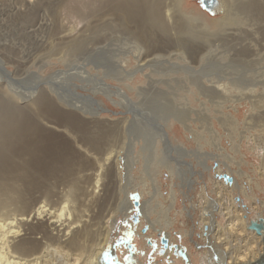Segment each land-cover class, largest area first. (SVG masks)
<instances>
[{
    "label": "bare ground",
    "instance_id": "bare-ground-1",
    "mask_svg": "<svg viewBox=\"0 0 264 264\" xmlns=\"http://www.w3.org/2000/svg\"><path fill=\"white\" fill-rule=\"evenodd\" d=\"M187 4L188 0H36L32 8L15 14L24 27L41 9L51 12L54 22L44 48L50 55L60 54V59L114 38L131 42L133 49L122 53L125 60H116L115 54L111 62L98 53L95 62L87 60L75 72H54L45 89L38 88L35 74L23 77L24 62L0 58V264H103L109 224L115 213L125 216L133 208L129 197L137 189L140 219L163 233L169 247L175 239L164 231L173 224L169 214L177 194L171 188L162 193L157 170L176 174L178 185L187 188L195 184L196 175L209 171V159L220 162L232 180L215 182V198L201 197L198 237L207 250L195 248L190 232L181 242L188 250L178 244L174 251L181 249L185 264H253L264 259V231L257 234L248 227L251 221L264 227V198L257 197L264 194V0H204L205 9L218 14L212 25L201 14L189 12ZM59 9L80 19L79 34L69 35L73 28L60 23ZM2 55L10 60L13 51L6 48ZM131 58L136 61L133 67L128 64ZM152 61L158 66L150 69ZM10 62L16 65L14 71L7 68ZM91 63L101 75L91 72ZM138 73L147 80L138 88V95H144L140 102L105 80L124 81ZM168 89L184 101L174 102L165 93ZM192 89L217 107L214 119L226 132L230 151L205 101L204 109L190 105L186 92ZM97 94L118 100L133 113L136 125L127 133L119 124L125 118L100 120L104 109ZM19 98L28 103L19 104ZM146 101L157 103L154 111L147 105L151 114L141 108ZM241 107L246 112L242 119ZM171 117L192 134V123L199 122L215 150H188L174 143L165 125ZM250 155L256 164L249 165ZM191 157L199 171L187 161ZM135 169L140 170L137 177ZM235 193L249 211L235 203ZM159 198L168 201L165 208ZM247 212L256 218L249 220ZM154 214L157 218L152 219Z\"/></svg>",
    "mask_w": 264,
    "mask_h": 264
},
{
    "label": "rangeland",
    "instance_id": "rangeland-1",
    "mask_svg": "<svg viewBox=\"0 0 264 264\" xmlns=\"http://www.w3.org/2000/svg\"><path fill=\"white\" fill-rule=\"evenodd\" d=\"M25 1H27V4L25 3ZM25 1L24 0H2V1L0 0V50L4 52V50H6L7 48L13 51V55L10 58V60L9 58L2 55L3 54L2 51H0L1 52L0 58H2L3 61L7 60V61H12L14 63H18V59L19 61L24 62L25 66L24 65L22 66L23 68L25 67V71L23 70L24 73L22 74L23 77H27L30 74H35L38 78L37 79V82L39 83L38 88L45 89L46 87H48L49 80L51 79V75L54 72H60V71L75 72L79 66L85 63V61L87 62V60H90V62H92L93 60V62H95L96 60L93 57L95 54H98V53L104 54V56L108 58L109 61L111 60V62H113L115 54L118 55L117 59L115 56V59L121 60L124 57L122 54L124 51H126L129 48L131 50L133 49V45L131 44V42L127 40H120L118 38L116 39L114 38L110 40L107 39L104 42H101L96 46H90L89 47L90 50L88 49L87 51H85L84 54H71V55L68 54L64 56L62 59L58 58L60 54L50 55L47 52V49L44 48L45 46L44 44H46V41L49 40L48 31L53 24L52 22H54V17L51 14V12H49L48 10L41 9L38 12L39 15L37 14V17L32 23L24 27L19 26L18 23L15 21V17L17 13L19 11L23 12L27 8H32L34 3L36 2V0H29V2L28 0H25ZM203 3H204V0H188V4L186 8L191 13L201 14L206 19L207 24L212 25L213 19L218 14H216L215 12L207 11ZM63 11H65L66 14H64ZM58 15L61 17L60 18L58 16L59 17L58 19L64 27L73 28V30L69 33V35L79 34L78 32L81 31L82 22L80 21L78 17L72 14L70 15L69 12H67V10L65 9L64 10L59 9ZM61 19L63 20L62 22H61ZM77 22L78 23L80 22L79 23L80 25ZM15 26L16 28H14ZM22 33L23 34L25 33V34L23 35ZM44 36H45V40H44ZM42 40L44 41L42 42ZM39 44L41 45L39 46ZM16 54L19 56H17ZM15 55L17 56V59L15 58L16 57ZM73 55H75L76 57ZM43 56L44 58H42ZM89 57H91V59ZM10 63L7 64V68L8 70L14 71L15 70L14 66L16 65H14L13 63L11 64ZM92 63L88 64L87 67L91 69L92 73L101 75L100 73L101 70L97 71V70L92 69L91 67ZM128 64L129 66L133 67L136 64V61L131 58ZM153 64L154 62L152 61L150 65V69L158 66V64L157 65L156 64L153 65ZM27 66L30 68H28ZM38 66H39V70L41 69L40 71L38 70ZM147 71L148 70H146L145 73H147ZM153 77L158 78L156 74L155 75L153 74ZM105 80L111 85H114V86L117 85L118 87H121L123 90H125L129 94V96L132 98L133 101L140 102L143 99L142 96L144 95H138L137 93L138 88L141 85L142 86L147 85L146 84L147 80L144 77L143 73H138L136 76L132 77L131 79H126L124 81H119L112 77H107ZM162 87L163 89L166 88L163 85ZM192 90L191 92H186L188 93L187 95H188V98L190 99V105L197 109H204V107L201 105V101L203 100L205 101L207 110L209 114L213 116V122L215 123L222 137V144L224 148L229 150L230 145H229L227 136H225L226 132L219 127V125L217 124V121L214 119V117L217 115L216 110H215L217 107L213 106L212 103L208 100V98H206V96L204 97V94H202L203 95L202 96L199 94L197 90L196 91L195 90L192 91ZM78 91L84 94L87 93L84 90L83 91L78 90ZM165 93H167L169 96L171 95L170 98L173 99L174 102L184 101L182 98H179L178 96H176L175 92L171 89H168L167 92ZM178 93L180 94L181 92H178ZM182 93L184 94L185 92L182 91ZM172 94L175 95L176 97L173 96ZM96 98L104 109L99 114L100 117L98 116L100 120L107 121V122H111V121L116 122L122 118H125L126 121L124 123H119V124H123V127L127 129V133H128L129 127H131L134 124L136 125V122L133 121V113L128 112L124 107H122V105L118 102V100L116 99L111 100L102 94H97ZM17 102L21 105L26 104L28 103V99L19 98L17 99ZM144 104L145 105L141 108L144 112H147L149 114L151 113L149 111L150 108L148 106L153 107L152 109L153 111L154 109H156L155 107L157 106V103L155 102L151 103L150 101L148 102L146 101ZM224 105H225L223 108L224 111L228 112L229 109L228 107H226L227 104H224ZM240 112H241L240 119H242L244 115L246 114L245 107H241ZM158 115L161 117L160 114ZM193 116H195V114ZM137 125L140 126L139 124ZM165 125H166V130L168 131L169 136L173 140L174 143L184 144V146L188 148V150L201 149L202 151H208V152L215 150L210 145L211 139L208 133L201 128L199 122L192 123V127L195 130L193 134L189 131H186L182 127V125H180V123L177 122L173 117H171L170 121L165 123ZM201 134L203 135L202 137H201ZM133 136L134 135L132 134V137ZM137 146H139V144H137ZM159 148H160V144H159ZM248 159H249V165H251L252 163L256 164V159L252 155H250ZM187 161H193L194 165H196L194 167L195 171L200 170V167L197 165L196 158L194 157L187 158ZM208 163L211 166L209 171H206L204 175H202L201 177L196 175L195 184L187 188L180 187L178 185V183H180L181 181L176 176V174H169L163 168H160L157 170V181H158L157 184L159 186V189L162 191V193L166 195L171 188V189H174L177 194L176 207L169 214L172 219L173 224L170 225L169 228H167L164 231V232L171 234L172 238L175 239V242L174 240L172 241V244H171L172 247H170L171 246L170 245L169 247L165 248V251L161 252L162 245L160 243L159 233L150 229L149 226L145 233L141 232V229L146 224L148 225V222L145 219H140L141 216L139 215L137 222L134 223L133 222V214H134L133 211H128V214L125 216L121 212H117L114 214L113 220L109 224L110 233L107 237V241L103 249V261H102L103 264H173V263L174 264H183V263L185 264L186 262L182 254L183 252L181 253L180 250L181 249L188 250V247L185 244H182L181 242L185 243V240H186L185 236L187 233H190V232H192L193 234V236H190L191 240L195 241L196 245H198V247H195L194 245L193 247H195L198 250L202 248L207 250V246L203 244V242L205 241L199 239L198 237V233L200 231L199 230V218L201 215V212H200L201 211V206H200L201 197H205L206 200H210V198L216 197V185H215L216 181H221L224 184L230 183L220 176L227 172L226 168L220 162L214 159H209ZM219 166H221L220 168L222 170L218 173L216 172V168ZM139 172L140 170L135 169L136 177L140 174ZM138 191H140V189H137V193ZM182 191H185L188 197L185 198V196L182 194ZM257 197L264 198V194L261 192L259 195H257ZM129 200L132 203V200L130 199V197H129ZM159 200L162 203L161 205H163L164 208L168 205V201L166 199L159 198ZM234 200H235V203H237L239 206L244 208L245 211H249V205L241 198V195L239 193L234 194ZM155 202L156 201H154V203ZM189 203L192 204L193 206L192 208L189 206ZM247 213H248L249 220L256 218L255 213H250V212H247ZM216 217L218 219H221V221H224V218L222 216L217 215ZM155 218H157L156 214L153 215L152 219H155ZM180 236L182 238H180ZM179 238L182 239V241L179 240ZM147 239L152 240L153 245H156V248H154V246H149L146 243ZM129 243L133 244V248H129ZM187 243L188 245H191V242H189V240L187 241ZM175 244L177 245L179 244L181 248L177 250L179 254L174 251L173 245ZM141 249L145 250V254H140L138 252V250H141ZM176 255L178 257H175ZM179 255L181 257H179ZM194 262H192V264H198L197 262L196 263Z\"/></svg>",
    "mask_w": 264,
    "mask_h": 264
},
{
    "label": "water",
    "instance_id": "water-1",
    "mask_svg": "<svg viewBox=\"0 0 264 264\" xmlns=\"http://www.w3.org/2000/svg\"><path fill=\"white\" fill-rule=\"evenodd\" d=\"M223 179L227 180L228 182H231L232 178L228 175V174H222L220 175ZM130 199L132 200V204H133V208L130 209V211H133V222L136 223L138 218H139V215H140V210H139V206H140V197H139V194L137 192H133L131 195H130ZM250 229H253L256 231L257 234H261L262 231H264V227H263V224L262 223H257L255 221H251V223L249 224L248 226ZM147 228H148V225L146 224L142 229H141V232L142 233H145L147 231ZM160 236V243L162 245L161 247V252L165 251V248L167 247V238L163 235V233H160L159 234ZM146 243L149 245V246H154V248H156V245H153V241L150 240V239H147ZM172 247V245L170 246ZM177 247V244L173 245V248L176 249ZM129 248H133V244L132 243H129ZM138 252L140 254H145V250L141 249V250H138ZM182 253V252H181ZM184 260L185 262H187V258L184 256ZM253 264H264V259H262L261 261H257Z\"/></svg>",
    "mask_w": 264,
    "mask_h": 264
},
{
    "label": "flooded vegetation",
    "instance_id": "flooded-vegetation-1",
    "mask_svg": "<svg viewBox=\"0 0 264 264\" xmlns=\"http://www.w3.org/2000/svg\"><path fill=\"white\" fill-rule=\"evenodd\" d=\"M180 252H181V250H180ZM178 253V252H177Z\"/></svg>",
    "mask_w": 264,
    "mask_h": 264
}]
</instances>
